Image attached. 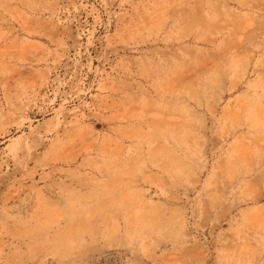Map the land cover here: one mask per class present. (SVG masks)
I'll return each instance as SVG.
<instances>
[{
	"label": "rangeland",
	"instance_id": "1",
	"mask_svg": "<svg viewBox=\"0 0 264 264\" xmlns=\"http://www.w3.org/2000/svg\"><path fill=\"white\" fill-rule=\"evenodd\" d=\"M0 264H264V0H0Z\"/></svg>",
	"mask_w": 264,
	"mask_h": 264
}]
</instances>
